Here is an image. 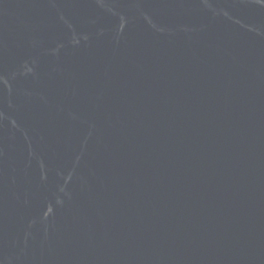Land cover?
I'll use <instances>...</instances> for the list:
<instances>
[{
	"label": "water",
	"instance_id": "water-1",
	"mask_svg": "<svg viewBox=\"0 0 264 264\" xmlns=\"http://www.w3.org/2000/svg\"><path fill=\"white\" fill-rule=\"evenodd\" d=\"M0 264H264V0H0Z\"/></svg>",
	"mask_w": 264,
	"mask_h": 264
}]
</instances>
